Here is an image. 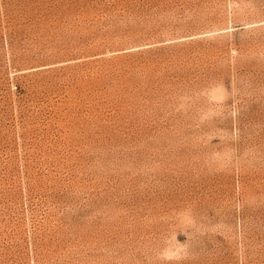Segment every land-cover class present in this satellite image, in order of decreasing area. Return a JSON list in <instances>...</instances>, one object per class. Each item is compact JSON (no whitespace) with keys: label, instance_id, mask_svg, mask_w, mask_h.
Returning <instances> with one entry per match:
<instances>
[{"label":"rangeland","instance_id":"obj_1","mask_svg":"<svg viewBox=\"0 0 264 264\" xmlns=\"http://www.w3.org/2000/svg\"><path fill=\"white\" fill-rule=\"evenodd\" d=\"M0 264H264V0H0Z\"/></svg>","mask_w":264,"mask_h":264}]
</instances>
